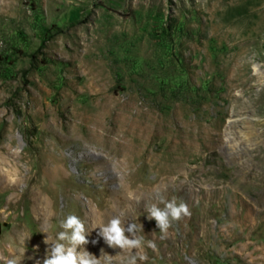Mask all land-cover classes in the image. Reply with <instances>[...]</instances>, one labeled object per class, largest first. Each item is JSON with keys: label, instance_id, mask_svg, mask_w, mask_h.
I'll return each mask as SVG.
<instances>
[{"label": "rangeland", "instance_id": "1", "mask_svg": "<svg viewBox=\"0 0 264 264\" xmlns=\"http://www.w3.org/2000/svg\"><path fill=\"white\" fill-rule=\"evenodd\" d=\"M70 214L98 264H264V0H0V255Z\"/></svg>", "mask_w": 264, "mask_h": 264}, {"label": "clouds", "instance_id": "2", "mask_svg": "<svg viewBox=\"0 0 264 264\" xmlns=\"http://www.w3.org/2000/svg\"><path fill=\"white\" fill-rule=\"evenodd\" d=\"M165 203L164 208L158 207L156 204L147 208L149 218H154L159 230L164 235L171 225L172 220H179L182 216L190 215L189 208L186 203L179 204L173 199L171 201H161ZM63 231L57 234L56 242L51 245V252L44 259L43 264H98V260L88 251H77L78 247L86 244L87 238L83 222L76 215H67L60 221L59 225ZM100 235L110 246H119L120 248H138L141 246L143 237L136 235L138 229L134 223L127 227L122 226L119 215L109 219L106 225L99 226ZM131 233L134 238H128L125 233ZM163 238V236H162ZM64 241L65 243H61ZM47 242V240H46ZM155 247L154 245H152ZM146 259V257H140ZM0 261L3 264H17L15 259H11L0 255ZM131 264H135L133 259Z\"/></svg>", "mask_w": 264, "mask_h": 264}, {"label": "bare ground", "instance_id": "3", "mask_svg": "<svg viewBox=\"0 0 264 264\" xmlns=\"http://www.w3.org/2000/svg\"><path fill=\"white\" fill-rule=\"evenodd\" d=\"M211 40V39H210ZM213 43V42H212ZM241 85V84H240Z\"/></svg>", "mask_w": 264, "mask_h": 264}]
</instances>
